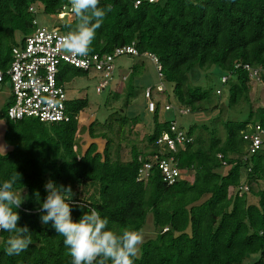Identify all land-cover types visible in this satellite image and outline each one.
I'll return each mask as SVG.
<instances>
[{
	"label": "trees",
	"instance_id": "16d2710c",
	"mask_svg": "<svg viewBox=\"0 0 264 264\" xmlns=\"http://www.w3.org/2000/svg\"><path fill=\"white\" fill-rule=\"evenodd\" d=\"M108 5L111 10L97 29L88 54H110L115 48L133 45L138 54L134 57L154 56L160 66L157 71L151 62L157 77L173 84V97L189 112H206L217 106L208 108L213 88L191 83L189 75L196 69L222 72L229 106L249 102L253 71L264 82V0H158L151 4L146 0H100L101 8ZM37 8L46 15L68 13L66 22L49 30L66 35L76 23L69 11L70 0H0V71L4 75L0 86H7L10 96L6 71L12 48L38 26L33 24ZM141 65L128 76L123 109L113 110L103 123H83L86 98L68 99L69 120L52 124L33 118L11 121L7 110L12 101L6 102L0 118L5 122L2 140L10 150L0 153V182L15 177L13 190L26 191L25 201L15 211L20 216L18 226L28 227L32 243L19 255L9 256L6 241L14 233L1 231L0 264H71L63 237L51 222L42 224L37 211L46 198L44 184L49 179L71 187L72 193L65 198L73 221L95 209L108 219V228L120 234L125 229L141 232L151 214L155 237L140 246L134 264H242L255 254L258 258L252 264H264V190L253 192L258 206L248 204L246 197L253 191V182L264 180V109H249L243 120L223 122V139L212 128L209 140L204 141L194 136V125L186 131L192 142L177 146L173 153L156 145L171 123L158 121L157 102L150 112L152 129L145 134L146 145L140 148L128 140L129 159L124 161L120 144L115 152L112 147L114 136L127 140L124 129L130 131L142 122L137 115L123 113L133 97L132 81ZM59 69V82L65 84L87 74L66 64ZM157 87V93L164 92L162 86L160 92ZM113 97L118 100L119 93ZM97 125L105 131L97 133ZM245 134H258L261 145L254 152L250 140L243 138ZM96 140L104 141L101 150ZM161 150V158L173 157L177 168L190 172L192 181L180 178L167 185L156 165L146 180L139 181L144 163ZM243 172L247 186L241 182Z\"/></svg>",
	"mask_w": 264,
	"mask_h": 264
},
{
	"label": "rangeland",
	"instance_id": "374dc122",
	"mask_svg": "<svg viewBox=\"0 0 264 264\" xmlns=\"http://www.w3.org/2000/svg\"><path fill=\"white\" fill-rule=\"evenodd\" d=\"M68 19V13L62 12L59 16L46 15L42 12V8L36 9V22L38 27H44L46 29H52ZM19 39V34L16 35ZM142 64V65H141ZM136 65H141L138 75L132 81L133 97L130 100V105L127 109L123 110L128 116L137 115L142 119V122H137L135 127L128 131L126 127L124 129L125 137L127 140H121L114 136V143L112 150L115 152L118 144L121 146L120 156L121 159L126 161L129 159V148L126 146L128 140L134 142L136 146L143 148L146 145L145 134L152 129V119L150 112L146 109V89H151L152 96L151 101L154 103L159 102V122L169 121L174 122L184 132L188 131L192 126L196 125L194 136H200V139L204 141L209 140L210 131L215 128L217 136L221 139L224 138L225 132L223 128V122L227 120L238 121L246 118L249 109L255 112L257 109H264V82L259 78H250L248 83V101H239L237 104L229 106L228 104V85L221 83L222 72L212 69L210 72H202L199 69L190 73V81L194 86H208L213 88L212 103L208 104V108L217 105L214 109H209L206 112H189L185 107L181 106L178 101L173 97V84L166 83L157 77V73L154 65L151 63L148 57H134L123 55L117 57L113 61L114 72L109 80L108 86L100 93L96 92V88L102 82V78L98 73L92 71L82 76H76L71 81L64 85L65 95L67 99L86 98L88 101L87 108L83 111V123L89 125L96 120L98 123H103L108 116L113 113V110L123 109V102L125 99V89L127 85V79L130 72ZM156 86H162L164 88L163 93L156 92ZM216 90L220 91V95H216ZM119 93V99L113 100V94ZM9 89L7 86H0V113L6 102L11 101L9 98ZM10 103V102H9ZM166 106H169V111L166 110ZM187 110V111H186ZM184 111V113H181ZM113 119V118H112ZM144 122V123H143ZM116 128V124L114 125ZM5 130V122L0 118V153L4 154L10 150V148L3 142L2 135ZM105 131V128L101 125L96 126V132ZM193 136V138H194ZM195 139V138H194ZM264 142V135L262 137ZM99 149L101 150L104 145V141L96 140ZM89 144V140H85V145ZM4 149H3V147ZM261 149L264 151V144ZM223 173V169L220 170ZM181 178L189 179L190 172L181 170ZM241 182L246 181V174L243 172ZM252 192L246 194L247 202L250 205L258 206V197L253 192L264 190V180H260L251 184ZM246 191V188H243ZM25 201L26 191L22 190L17 192ZM205 196L201 201L207 199ZM143 235V243L148 239L155 237V231L153 227L152 215L149 214L146 217L145 225L141 231ZM142 243V244H143ZM141 244V245H142ZM140 245V246H141ZM140 253L137 254V256ZM258 258V254L250 255L242 264H252Z\"/></svg>",
	"mask_w": 264,
	"mask_h": 264
},
{
	"label": "built area",
	"instance_id": "2783aa9c",
	"mask_svg": "<svg viewBox=\"0 0 264 264\" xmlns=\"http://www.w3.org/2000/svg\"><path fill=\"white\" fill-rule=\"evenodd\" d=\"M148 3H155L158 0H146ZM34 13L33 8L29 9ZM71 11V8L69 9ZM33 24L37 26L36 20ZM64 34L55 30H49L44 27H36L34 32L24 38L22 43L12 48V61L6 71L7 78L11 85V105L8 107L7 116L11 121H20L24 118H33L41 123H64L69 120L66 111L67 97L65 95L64 85L60 83L58 75L60 65H69L75 69L84 72H96L103 79L96 92L104 90L111 79L115 58L127 55L137 56V51L133 45L115 48L110 54L87 55L86 57L74 56L64 51L60 46V38ZM151 62L160 71L157 58L146 54ZM248 69V67H246ZM160 75V74H159ZM3 72L0 71V83L3 79ZM257 78L258 72L255 70L250 74ZM161 91V87H157ZM148 99L147 110L153 112L155 103L150 100V90L145 94ZM168 109V107H166ZM181 113H184L182 111ZM244 139L251 142L250 151L254 152L261 145L258 134L244 135ZM192 142L186 132L181 130L174 122L169 124V131L160 136L156 145L165 146L166 151L176 152L177 146L183 147ZM161 150L155 154L149 161L144 163L139 171L138 180H146L148 172L153 165H156L160 171L162 181L167 185H172L181 178V170L177 168V163L173 157L161 158ZM3 230H0V232Z\"/></svg>",
	"mask_w": 264,
	"mask_h": 264
},
{
	"label": "clouds",
	"instance_id": "9594fccd",
	"mask_svg": "<svg viewBox=\"0 0 264 264\" xmlns=\"http://www.w3.org/2000/svg\"><path fill=\"white\" fill-rule=\"evenodd\" d=\"M99 5L100 0H70L76 23L60 38L64 51L74 56L88 55L97 29L111 10L110 5L104 8ZM15 183V177L0 182V230L14 233L6 241L5 252L9 256L19 255L32 243L28 227L18 226L20 216L15 209L21 206L24 198L21 192L17 194L13 190ZM44 188L47 195L37 209L41 213V223L47 225L51 222L52 228L63 237V244L72 258L71 264H134L143 243L140 231L125 229L117 234L108 228V219L102 218L95 209L73 221L72 208L65 198L66 193H72L71 187L49 179Z\"/></svg>",
	"mask_w": 264,
	"mask_h": 264
}]
</instances>
